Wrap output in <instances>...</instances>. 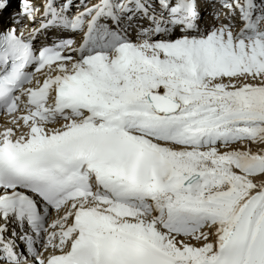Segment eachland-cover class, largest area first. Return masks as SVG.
<instances>
[{
	"label": "snow or ice",
	"instance_id": "6c2138e0",
	"mask_svg": "<svg viewBox=\"0 0 264 264\" xmlns=\"http://www.w3.org/2000/svg\"><path fill=\"white\" fill-rule=\"evenodd\" d=\"M0 264H264V0H0Z\"/></svg>",
	"mask_w": 264,
	"mask_h": 264
}]
</instances>
